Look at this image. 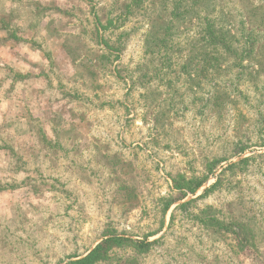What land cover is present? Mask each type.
Listing matches in <instances>:
<instances>
[{
	"label": "rangeland",
	"instance_id": "374dc122",
	"mask_svg": "<svg viewBox=\"0 0 264 264\" xmlns=\"http://www.w3.org/2000/svg\"><path fill=\"white\" fill-rule=\"evenodd\" d=\"M109 236L264 264V0H0V264Z\"/></svg>",
	"mask_w": 264,
	"mask_h": 264
},
{
	"label": "trees",
	"instance_id": "16d2710c",
	"mask_svg": "<svg viewBox=\"0 0 264 264\" xmlns=\"http://www.w3.org/2000/svg\"><path fill=\"white\" fill-rule=\"evenodd\" d=\"M210 32L211 33L209 35H212L213 30ZM117 240H121L120 237L109 236V237L105 238L101 243H99L96 247H94L86 256L72 261L71 264H92V263H94V261L97 259V257L104 250V247L108 244L110 245L111 243L116 242ZM137 243L143 245L144 240H139V241H137Z\"/></svg>",
	"mask_w": 264,
	"mask_h": 264
},
{
	"label": "crops",
	"instance_id": "0c3cea01",
	"mask_svg": "<svg viewBox=\"0 0 264 264\" xmlns=\"http://www.w3.org/2000/svg\"><path fill=\"white\" fill-rule=\"evenodd\" d=\"M28 125H29V124H28ZM28 125H27V127H26V128H28V129H27V132L29 131V132L33 133V132H32V131H33V130H32V127H31V126H28Z\"/></svg>",
	"mask_w": 264,
	"mask_h": 264
}]
</instances>
